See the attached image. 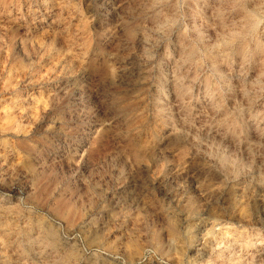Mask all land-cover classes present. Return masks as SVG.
Segmentation results:
<instances>
[{"label": "rangeland", "instance_id": "obj_1", "mask_svg": "<svg viewBox=\"0 0 264 264\" xmlns=\"http://www.w3.org/2000/svg\"><path fill=\"white\" fill-rule=\"evenodd\" d=\"M0 264H264V0H0Z\"/></svg>", "mask_w": 264, "mask_h": 264}]
</instances>
